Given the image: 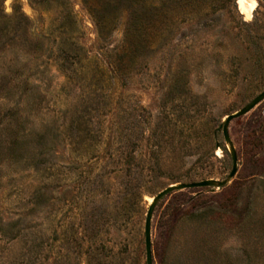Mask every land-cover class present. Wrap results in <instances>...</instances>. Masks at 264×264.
Returning <instances> with one entry per match:
<instances>
[{"label":"rangeland","instance_id":"obj_1","mask_svg":"<svg viewBox=\"0 0 264 264\" xmlns=\"http://www.w3.org/2000/svg\"><path fill=\"white\" fill-rule=\"evenodd\" d=\"M263 89L262 0H0V264H145ZM228 131L153 264H264V99Z\"/></svg>","mask_w":264,"mask_h":264},{"label":"water","instance_id":"obj_2","mask_svg":"<svg viewBox=\"0 0 264 264\" xmlns=\"http://www.w3.org/2000/svg\"><path fill=\"white\" fill-rule=\"evenodd\" d=\"M264 3V0H262ZM264 99V89L255 95L250 101H248L240 109L228 114L225 116L222 123L218 126V130L221 131L224 142L228 148L230 159H231V169L228 175L224 179H215L207 178L199 181L188 182V183H172L165 188L158 191L151 197V201L148 204L145 219H144V246H145V264H153L152 250H151V218L157 203L166 195L181 190L185 188H194V187H224L235 175L237 171V154L234 147V144L229 136V123L234 118L243 116L254 108L259 102Z\"/></svg>","mask_w":264,"mask_h":264},{"label":"bare ground","instance_id":"obj_3","mask_svg":"<svg viewBox=\"0 0 264 264\" xmlns=\"http://www.w3.org/2000/svg\"><path fill=\"white\" fill-rule=\"evenodd\" d=\"M253 6V5H252ZM244 7V6H243ZM249 7H251V6H249ZM251 9V8H250ZM249 15V14H248ZM150 201H151V198H150V200H149V203H150Z\"/></svg>","mask_w":264,"mask_h":264}]
</instances>
